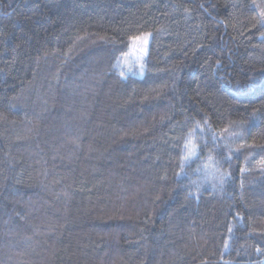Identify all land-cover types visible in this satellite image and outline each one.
Returning a JSON list of instances; mask_svg holds the SVG:
<instances>
[{"label": "trees", "instance_id": "trees-1", "mask_svg": "<svg viewBox=\"0 0 264 264\" xmlns=\"http://www.w3.org/2000/svg\"><path fill=\"white\" fill-rule=\"evenodd\" d=\"M0 264H264V0H0Z\"/></svg>", "mask_w": 264, "mask_h": 264}, {"label": "rangeland", "instance_id": "rangeland-1", "mask_svg": "<svg viewBox=\"0 0 264 264\" xmlns=\"http://www.w3.org/2000/svg\"><path fill=\"white\" fill-rule=\"evenodd\" d=\"M151 39V35H145L131 42L130 48L123 57L121 64L127 72L137 77L145 75Z\"/></svg>", "mask_w": 264, "mask_h": 264}]
</instances>
